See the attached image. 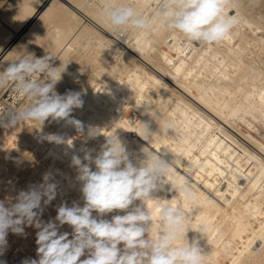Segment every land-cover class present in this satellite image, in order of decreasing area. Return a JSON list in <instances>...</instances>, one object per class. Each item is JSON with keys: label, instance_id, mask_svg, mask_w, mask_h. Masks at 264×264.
Wrapping results in <instances>:
<instances>
[{"label": "bare ground", "instance_id": "1", "mask_svg": "<svg viewBox=\"0 0 264 264\" xmlns=\"http://www.w3.org/2000/svg\"><path fill=\"white\" fill-rule=\"evenodd\" d=\"M131 2L145 15L154 12V0ZM226 13L235 18L231 32L205 45L158 24L117 32L102 12V0H0V66L27 51L50 54L53 66L67 64L55 91L78 92L83 101L67 119L49 117L39 125L17 119L26 98L0 89V201L15 203L20 191L44 184L48 175L56 196L41 201V221H55L63 203L82 207L72 156L83 160L85 150H92L95 158L115 134L134 164L148 147L173 162L172 182L184 179L193 188L190 204L170 183L153 196L188 209L191 228L206 230L187 234L208 254L206 264H264V0H229ZM73 119L82 131L69 123ZM93 129L97 134L90 136ZM155 204L148 202L154 218ZM123 214L114 210L102 218ZM62 226L68 231L59 232L71 239L72 227ZM25 231L33 236L38 229ZM23 234L7 235L0 262L22 264L34 253L39 258L31 253L36 239ZM27 245L29 252L20 255Z\"/></svg>", "mask_w": 264, "mask_h": 264}, {"label": "clouds", "instance_id": "2", "mask_svg": "<svg viewBox=\"0 0 264 264\" xmlns=\"http://www.w3.org/2000/svg\"><path fill=\"white\" fill-rule=\"evenodd\" d=\"M151 16L145 15L131 0H102V12L113 30L147 31L154 25L182 35L189 43L210 45L222 41L232 30L235 18L226 13L229 0H154ZM52 56L37 57L26 52L17 60L0 66V89L11 88L29 103L18 111V120H31L41 125L49 117L67 119L73 108L83 106L78 92L60 95L55 85L61 80L67 64L53 66ZM78 130L80 121L69 120ZM149 140L148 126L142 124ZM168 126H165V130ZM90 130L89 135L95 136ZM57 143L64 141L51 136ZM150 142V141H149ZM136 164L117 135H108L101 152L93 158L85 150L83 160L72 156V165L82 182L84 204L63 203L57 209L55 221L39 219L41 201L50 203L56 196V185L45 183L20 191L15 203L0 201V255L7 246V234H23L25 226H34L38 259H26L22 264H206L209 259L199 246V240H189V230L202 235L205 229H192L190 212L168 200L155 198L153 192L162 183H170L186 203L195 199L193 188L184 179H170L173 162L162 159L148 147ZM95 165L92 170L91 165ZM156 201L154 218L148 207ZM139 201V203H136ZM114 210L123 215L111 220L102 218ZM93 212L97 213L96 216ZM72 227L69 233L59 232V226ZM122 245V247H121ZM81 257H85L81 259ZM3 264V262H0Z\"/></svg>", "mask_w": 264, "mask_h": 264}, {"label": "rangeland", "instance_id": "3", "mask_svg": "<svg viewBox=\"0 0 264 264\" xmlns=\"http://www.w3.org/2000/svg\"><path fill=\"white\" fill-rule=\"evenodd\" d=\"M43 179H44V178L42 177V180H43ZM58 225H59V223H58ZM64 225H66V224H64ZM59 228H63L65 231H68L66 226H59ZM63 229H61V231H63ZM8 233H9V232H8ZM10 233L12 234L11 231H10ZM11 234H7V235H10V236H11V237H10V236H7V239H6L7 241H10V239H9L8 237H10V238L14 237V236L11 235ZM34 234H35V233H34ZM15 235H16V236H19V235H17V234H15ZM23 235L27 238V240L30 239V238H31V239H36V238L33 237V236H36V234L32 236V234L29 233V231H27V232L25 231V233H24ZM27 235H28V236H27ZM20 237H22V236H20ZM32 237H33V238H32ZM26 238H24V239H26ZM9 243H10V242H9ZM9 245H10V244H9ZM9 245H8V246H9ZM37 247H38V245H37L36 248H34V249L31 248V249H32V252H31V251H30V252H31V253H33V251H36V252H37ZM9 249H10V250H9ZM9 249H8L9 252L12 251L11 248H9ZM27 249H29V246H28V245L22 247L18 252H19L20 255H22V254L26 255V253L29 252V250L26 251ZM11 253H13V252H11ZM31 253H29V254H31ZM31 255H32V254H31ZM35 255H36V253H34L33 256H30V255L28 256V255H26V258H24V260H26V259H30V258H31V259H34V258L36 259ZM10 257H11V255H10ZM29 257H30V258H29ZM32 257H34V258H32Z\"/></svg>", "mask_w": 264, "mask_h": 264}, {"label": "built area", "instance_id": "4", "mask_svg": "<svg viewBox=\"0 0 264 264\" xmlns=\"http://www.w3.org/2000/svg\"><path fill=\"white\" fill-rule=\"evenodd\" d=\"M5 96L8 97L9 96V90L5 91ZM9 111H5V113L7 114Z\"/></svg>", "mask_w": 264, "mask_h": 264}, {"label": "snow or ice", "instance_id": "5", "mask_svg": "<svg viewBox=\"0 0 264 264\" xmlns=\"http://www.w3.org/2000/svg\"><path fill=\"white\" fill-rule=\"evenodd\" d=\"M153 205L151 203H149V207L151 208ZM156 211L158 212L159 209H156Z\"/></svg>", "mask_w": 264, "mask_h": 264}]
</instances>
